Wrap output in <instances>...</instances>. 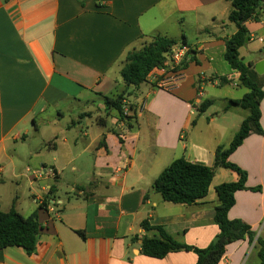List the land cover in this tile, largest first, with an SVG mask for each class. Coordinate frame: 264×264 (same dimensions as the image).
<instances>
[{
    "label": "crops",
    "instance_id": "0c3cea01",
    "mask_svg": "<svg viewBox=\"0 0 264 264\" xmlns=\"http://www.w3.org/2000/svg\"><path fill=\"white\" fill-rule=\"evenodd\" d=\"M231 4L0 0V209L15 206L40 224L36 253L6 248L0 250V264H196L190 251L163 259L142 255V238L158 233L146 232L141 223L162 226L179 243L199 248L208 247L219 232L218 197L211 189L219 185V174L238 181L236 172L219 168L208 196L192 206L164 201L153 183L179 149L192 163H215L219 145L207 151L206 143H193L190 130L204 85L243 88L240 74L224 59L226 40L237 31L228 21ZM246 26L249 49L264 35L263 12ZM155 35L179 43L185 36L196 60L182 70L173 91L151 78L126 87L121 76L126 55ZM249 51L246 63L264 60L262 43ZM124 92L133 117L128 123L104 104V97ZM228 99L229 104L238 100ZM261 113L264 130V98ZM56 122L61 131L52 133L47 125ZM237 132L234 128L230 143ZM187 137L190 148L182 145ZM230 161L248 173V188L262 190H239L229 218L243 220L264 239V136L251 133ZM34 196L56 201V210L40 207ZM258 250L256 242L238 240L220 264H260Z\"/></svg>",
    "mask_w": 264,
    "mask_h": 264
},
{
    "label": "trees",
    "instance_id": "16d2710c",
    "mask_svg": "<svg viewBox=\"0 0 264 264\" xmlns=\"http://www.w3.org/2000/svg\"><path fill=\"white\" fill-rule=\"evenodd\" d=\"M264 0H232L228 21L237 27L234 35L226 40L224 59L230 69L238 72L239 85L249 91L240 100L230 101L231 105L240 106L248 110L249 115L243 120L238 132L231 143L219 146L215 152L213 166L200 163H192L185 157L172 161L153 183L154 190L159 193L163 200L173 204L193 205L199 200L206 198L210 191L211 183L219 168L232 170L239 175L236 182H225L215 187L218 203L214 208V222L219 232L214 240L206 248H199L176 241L162 226H153L148 220L141 223L146 232L157 231V236H145L142 238L141 252L152 258L163 259L170 253L180 251L194 252L198 259L196 264H220L230 244L249 239L250 243L256 242L259 250L260 264H264V239L257 237L252 227L241 219H230L229 211L236 203L235 195L243 190L260 192L262 187L248 188V173L241 167L230 161V156L242 145L251 133L264 136L261 126V102L264 98V74H258L253 68L252 62L246 63L240 55V49L244 47L250 31L246 23L258 22L262 17ZM177 46L189 47L190 51L184 60L176 67V70H184L189 63L195 61V50L187 43V38L182 37L179 43L165 36L155 35L146 41L140 49H134L126 55L121 76L126 87H138L148 80L149 75L156 69H161L165 62L170 60L173 49ZM223 83H228L222 79ZM128 92L116 97H104L107 110H112L121 120L127 123L132 116L124 114V101ZM213 104L207 99L203 101L197 110L204 113ZM196 120L192 121V125ZM40 235V224L36 216L24 217L15 206L9 211L0 209V250L18 247L22 248L26 255L31 256L37 251Z\"/></svg>",
    "mask_w": 264,
    "mask_h": 264
},
{
    "label": "rangeland",
    "instance_id": "374dc122",
    "mask_svg": "<svg viewBox=\"0 0 264 264\" xmlns=\"http://www.w3.org/2000/svg\"><path fill=\"white\" fill-rule=\"evenodd\" d=\"M264 18V12H263ZM260 45V42H252L249 45L242 49V54L244 61L247 62L250 59L251 53L249 50ZM124 85L122 84V87ZM247 88H236L233 85L226 86H214L213 84L204 85L202 89V100L211 99L213 104L205 111L204 113H199L198 110L194 111V119L196 124L192 128L190 137L193 139V143L202 144L206 143V150L212 152L216 146H225L227 147L230 144V136L234 130L238 127L243 120L249 115V111L241 108L240 106H230L229 110L226 109L229 104L228 98H237L238 100L242 99L245 94L248 93ZM207 94V97H205ZM204 98V99H203ZM228 110V111H227ZM69 120V119H68ZM50 127L52 133L60 132L61 124L56 122V124L47 125ZM47 126L42 125L43 128ZM236 130V129H235ZM50 135V134H49ZM61 137L55 139L54 141L59 143L61 142ZM37 138V137H36ZM182 145L186 144L190 148L189 139H181ZM38 143V140L34 141V145ZM177 158L183 156V150L179 149L177 151ZM229 179L227 177H222L220 174L216 177L215 182L217 184H222L227 182ZM63 190L69 191L70 188L65 186ZM211 193L216 195V189H211Z\"/></svg>",
    "mask_w": 264,
    "mask_h": 264
},
{
    "label": "built area",
    "instance_id": "2783aa9c",
    "mask_svg": "<svg viewBox=\"0 0 264 264\" xmlns=\"http://www.w3.org/2000/svg\"><path fill=\"white\" fill-rule=\"evenodd\" d=\"M263 6H264V1H263ZM263 12H264V8H263ZM258 41H260V43H262V45L264 46V35L260 36L258 38ZM189 51H190L189 47H185V46L175 47L171 53L170 60L165 62L164 66L161 69L154 70L149 75L148 78L154 79V81L157 82L156 83L157 87L164 88L167 91H173L176 88L177 84L183 78L182 70L181 69L176 70V67L180 65V63L184 60L186 54ZM143 103H145V101ZM123 110L125 115H129V107L126 104H124ZM27 171L31 172V169L28 168ZM49 172L52 177L55 176L52 170H50ZM49 190L50 188L48 189V191ZM34 201L40 207L49 206L50 208H52V210H56V201L54 200L50 203L49 199H45L40 196H34Z\"/></svg>",
    "mask_w": 264,
    "mask_h": 264
},
{
    "label": "water",
    "instance_id": "95a60500",
    "mask_svg": "<svg viewBox=\"0 0 264 264\" xmlns=\"http://www.w3.org/2000/svg\"><path fill=\"white\" fill-rule=\"evenodd\" d=\"M248 41H249V37L246 38V43ZM253 68L258 74L263 75L264 74V60L258 62Z\"/></svg>",
    "mask_w": 264,
    "mask_h": 264
}]
</instances>
